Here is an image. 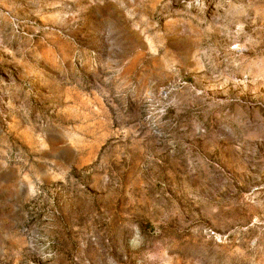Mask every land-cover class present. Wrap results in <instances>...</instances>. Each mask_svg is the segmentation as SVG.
<instances>
[{
    "label": "rangeland",
    "instance_id": "obj_1",
    "mask_svg": "<svg viewBox=\"0 0 264 264\" xmlns=\"http://www.w3.org/2000/svg\"><path fill=\"white\" fill-rule=\"evenodd\" d=\"M0 190V264H264V0H0Z\"/></svg>",
    "mask_w": 264,
    "mask_h": 264
},
{
    "label": "crops",
    "instance_id": "obj_2",
    "mask_svg": "<svg viewBox=\"0 0 264 264\" xmlns=\"http://www.w3.org/2000/svg\"><path fill=\"white\" fill-rule=\"evenodd\" d=\"M4 182H6V181H4ZM0 191H1V190H0ZM1 193H4V191L0 192V195H1ZM4 194H5V193H4ZM1 207H3L2 204H0V217H1L2 214H3L4 216H6V214H8V215L10 214L9 212L7 213V212H5V210H2ZM1 222H2V221L0 220V228H1V226L3 227V225L1 224Z\"/></svg>",
    "mask_w": 264,
    "mask_h": 264
}]
</instances>
